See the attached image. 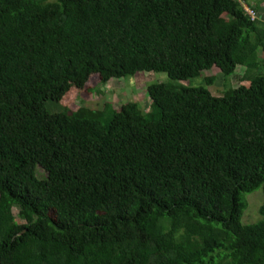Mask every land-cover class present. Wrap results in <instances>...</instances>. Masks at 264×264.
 <instances>
[{"label":"trees","instance_id":"1","mask_svg":"<svg viewBox=\"0 0 264 264\" xmlns=\"http://www.w3.org/2000/svg\"><path fill=\"white\" fill-rule=\"evenodd\" d=\"M237 66L249 85L221 96L154 82L148 110L67 105L91 75ZM258 188L264 19L240 1L0 0V264H264V200L240 221Z\"/></svg>","mask_w":264,"mask_h":264},{"label":"rangeland","instance_id":"2","mask_svg":"<svg viewBox=\"0 0 264 264\" xmlns=\"http://www.w3.org/2000/svg\"><path fill=\"white\" fill-rule=\"evenodd\" d=\"M241 4L254 6L259 15V19H264V2L260 0H238ZM214 78L210 86H206V78ZM158 82L168 83L177 89L206 87L213 96H221L226 88H236L239 85H249L245 78V69L237 66L234 73L229 77H223L218 68L202 71L198 77L183 81L171 80L166 73H138L133 76L119 80H111L108 84L100 85L97 75H91L85 85L86 90L72 95L68 101V108L75 110L81 106L93 109H103L106 103H111L115 108H120L128 101L137 102L143 110H148L150 105L149 97L146 93L147 85ZM245 209L242 212L241 223L244 225L259 222L262 217L259 214L260 205L263 203L264 195L262 188H258L251 194H245ZM17 210L13 209L14 217H17Z\"/></svg>","mask_w":264,"mask_h":264},{"label":"built area","instance_id":"3","mask_svg":"<svg viewBox=\"0 0 264 264\" xmlns=\"http://www.w3.org/2000/svg\"><path fill=\"white\" fill-rule=\"evenodd\" d=\"M242 7H243V10L245 11V13L247 15H249L253 20L259 19V15L256 12V9L254 8V6L242 4Z\"/></svg>","mask_w":264,"mask_h":264}]
</instances>
